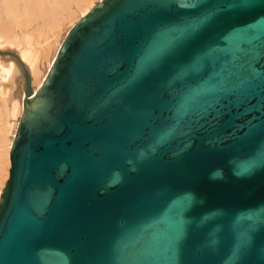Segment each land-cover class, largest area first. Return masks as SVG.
I'll return each mask as SVG.
<instances>
[{
    "label": "water",
    "instance_id": "1",
    "mask_svg": "<svg viewBox=\"0 0 264 264\" xmlns=\"http://www.w3.org/2000/svg\"><path fill=\"white\" fill-rule=\"evenodd\" d=\"M27 92L0 264H264V0H105Z\"/></svg>",
    "mask_w": 264,
    "mask_h": 264
},
{
    "label": "bare ground",
    "instance_id": "2",
    "mask_svg": "<svg viewBox=\"0 0 264 264\" xmlns=\"http://www.w3.org/2000/svg\"><path fill=\"white\" fill-rule=\"evenodd\" d=\"M104 1L99 0L97 5ZM74 2L78 8L77 11L67 10V13L66 8L60 5V0H54L52 3L48 0H0V15L6 13V17L11 18L9 25L1 26L0 24V48L2 49L4 46L20 48V59L26 64L23 65L20 60V69L24 71L26 78L24 104L23 102L19 103L15 99H8L9 89L7 87L2 88L1 91L4 99V115L2 108L0 109V127L4 128L6 133L11 132V127H13L14 132L12 133L11 139H8L0 132V149L4 150L6 147L5 152L0 151V201L3 190L10 177L11 152L19 129L20 119L24 114L23 110H25L28 87L32 88V93L30 94L32 96L30 99H34L44 87L65 43L66 37L61 43L59 39L64 26L68 23H73L72 27L68 30V36L71 30L97 6L93 0H75ZM10 3L12 5L11 7L8 6ZM78 13L79 15L77 16ZM41 14H45V17L47 16L44 19H49L38 22L37 26L33 27V21H38ZM15 16L17 18H14ZM14 30L21 31L24 36L23 41H21L19 33L14 34ZM54 49H56V55L53 61L49 62V70H47V73H43L41 69V64L43 63L41 61L45 60L44 58L48 59L51 51H54ZM1 54L5 55V53ZM6 55L16 57L15 59L19 60L15 53L8 52ZM20 69L19 67L17 68L12 60L11 62L4 63L0 59V75H2L3 80L12 82L11 88H15L14 80L23 78V76L21 77L22 71ZM8 103L10 104L9 107ZM18 116L20 118L14 126H11L9 124L10 122H7Z\"/></svg>",
    "mask_w": 264,
    "mask_h": 264
},
{
    "label": "rangeland",
    "instance_id": "3",
    "mask_svg": "<svg viewBox=\"0 0 264 264\" xmlns=\"http://www.w3.org/2000/svg\"><path fill=\"white\" fill-rule=\"evenodd\" d=\"M48 1L50 3H52L54 0H48ZM60 1H61V4L60 5L64 6L66 8V11L67 10L77 11L78 8H77V6H76V4L74 2L75 0H60ZM9 2H11V1H9ZM93 2L97 5L99 3V0H93ZM8 6L11 7L12 6L11 3L8 4ZM12 8H14V7H12ZM67 13H68V11H67ZM78 15H79V13L77 14V16ZM0 16H1V21H0L1 26L9 25V23H11L10 22L11 21L10 20L11 18H7L6 17V13H2ZM41 17H42V19H40ZM46 17H45V14H41V16L39 17V20L38 21H33V25L32 26L33 27H36L37 24H38V22H42L44 20L49 19V18L44 19ZM14 18H17V17L15 16ZM72 25H73V23H68V24H66L64 26V28L62 30L63 32L60 33V38H59L60 39V43L65 39V37H67L68 30L72 27ZM23 30H24V28H23ZM16 33H19L20 39H21V41H23L24 36L21 33V31L20 30H14V34H16ZM4 47H2V49L0 48V53H5V55H2V54L0 55V59L4 63L5 62L7 63L9 61L11 62V60H12V62L15 63V65L17 66V68L19 67V69H20V60H21L20 59L21 58L20 57V48H17V47H9V46H4ZM8 52H12V53L17 54V57L19 58V60L18 59H15L16 57H13V56H10V55H6ZM55 55H56V49H54V51L53 50L51 51L48 59H46V58L43 57L46 60V61L45 60H42L41 61V63H43V64H41V69H42L43 73H47V70H49V62L53 61ZM4 56H6V57H4ZM21 62H22V60H21ZM22 63H23V65L25 64L24 62H22ZM22 76H23L22 79H16V80H14V82H15L14 87L15 88H11L12 87L11 86V83L12 82L10 83L9 81L3 80L2 75H0V102H1L0 103V109L3 108V100L4 99H3L2 95H1V91H2V88H4V87H7V89H9L8 90V95H9L8 99H10V98L11 99H15V100L19 101V103H22L23 102V104H24V98H25V95H26V89H24L26 87L25 86V84H26V78H25V75H24V71H22V73H21V77ZM17 80H19V81H17ZM21 89H23V90L21 91ZM9 105L10 104L8 103V107H9ZM3 115H4V108H3ZM19 118L20 117L18 116V117L14 118V119H10L7 122L8 123L10 122L9 124H11V126H14L17 123V121H18ZM0 132H1L2 135H4L5 137H7L8 139H11L12 138V135H13L12 133L14 132V128L11 127V132L6 133L5 129L2 128V127H0ZM0 151L1 152H3V151L5 152L6 151V147L4 148V150H1L0 149Z\"/></svg>",
    "mask_w": 264,
    "mask_h": 264
}]
</instances>
